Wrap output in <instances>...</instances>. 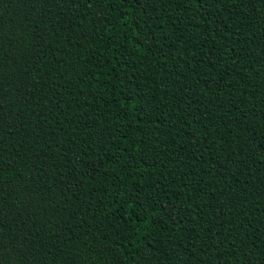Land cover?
<instances>
[{"label":"trees","instance_id":"trees-1","mask_svg":"<svg viewBox=\"0 0 264 264\" xmlns=\"http://www.w3.org/2000/svg\"><path fill=\"white\" fill-rule=\"evenodd\" d=\"M0 264H264V0H0Z\"/></svg>","mask_w":264,"mask_h":264}]
</instances>
